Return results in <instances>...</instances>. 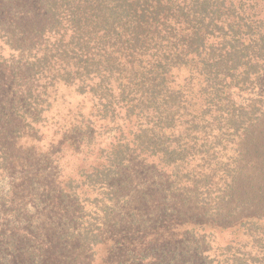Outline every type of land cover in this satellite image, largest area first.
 I'll use <instances>...</instances> for the list:
<instances>
[{"label": "trees", "instance_id": "trees-1", "mask_svg": "<svg viewBox=\"0 0 264 264\" xmlns=\"http://www.w3.org/2000/svg\"><path fill=\"white\" fill-rule=\"evenodd\" d=\"M0 67L29 83L9 142L51 89L82 98L56 129L98 155L57 191L81 249L122 225L114 264H264V0H0Z\"/></svg>", "mask_w": 264, "mask_h": 264}, {"label": "rangeland", "instance_id": "rangeland-1", "mask_svg": "<svg viewBox=\"0 0 264 264\" xmlns=\"http://www.w3.org/2000/svg\"><path fill=\"white\" fill-rule=\"evenodd\" d=\"M24 80L19 76L12 83L7 70L0 67V106L12 97L23 98L29 85ZM50 94L52 98L44 106L48 115L29 126L27 122L19 123L18 140L9 142L4 137L9 133L0 135V264H114L111 261L116 263L123 253H113L112 260L109 248L121 238L123 229L131 235V228L110 227L94 249H81L70 239L72 229H65L69 223L65 220L71 219L74 206L61 205L57 194L61 176L66 179L77 175L81 166L93 162L98 155L86 161L72 157L70 143L56 130L65 127L67 109L82 104V98L63 85L51 89ZM89 108L87 101L84 111L87 113ZM83 150L79 153H85ZM127 204L117 208L124 214ZM130 206L128 211H140L148 222L157 212L153 204L139 209L134 203ZM176 209L187 216L200 213L194 205L180 204ZM130 241L122 243L128 246Z\"/></svg>", "mask_w": 264, "mask_h": 264}]
</instances>
